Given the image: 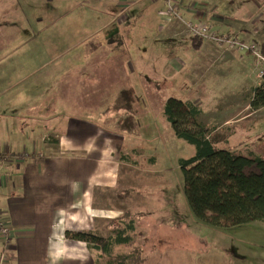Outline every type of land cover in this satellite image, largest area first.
<instances>
[{"label": "crops", "instance_id": "obj_1", "mask_svg": "<svg viewBox=\"0 0 264 264\" xmlns=\"http://www.w3.org/2000/svg\"><path fill=\"white\" fill-rule=\"evenodd\" d=\"M201 2L182 0L181 7L199 17ZM163 6V0H0V149L10 156L0 162V215L11 228L3 264H94L85 243L65 232L107 236L112 219L128 210L165 219L162 228H199L183 187L169 180L161 146L146 149L140 135L113 129L116 112L105 111L121 77L117 63L102 64L99 56L115 39L98 38L93 47L86 40L127 34L147 17L157 28L151 50H166L180 38L173 23L162 25ZM259 33L264 37V29ZM216 49L240 58L246 73L249 54ZM176 60L166 63L178 66ZM183 254L168 253L159 264H180ZM208 261L219 258L211 253Z\"/></svg>", "mask_w": 264, "mask_h": 264}, {"label": "rangeland", "instance_id": "obj_2", "mask_svg": "<svg viewBox=\"0 0 264 264\" xmlns=\"http://www.w3.org/2000/svg\"><path fill=\"white\" fill-rule=\"evenodd\" d=\"M196 7L201 14L199 17L186 13L195 21L207 23L220 33L231 31L244 40L259 42V45L264 40L259 35L260 31L263 33L264 0H202ZM135 24V28L127 34L120 32V35L106 37L104 33H98L86 39L90 47L95 45L93 42L98 38L107 39L106 43L112 37L115 39L109 44L112 48L101 52L99 59L103 60L102 64H118L121 83L117 93L122 86L132 93L131 113L117 110L113 129L132 137L140 135L146 149L159 150L161 146L169 180L177 187L180 184L184 186L178 157L191 156L194 147L173 134L163 113L164 102L169 97L196 102L202 109L198 121L209 127V138L218 146L233 147L241 154L252 151L264 157V107L254 110L249 105L253 87L261 79L255 73V69L261 67V62L258 63L254 55L247 53L249 56H244L249 59L244 64L245 73L240 58L232 52L216 49L217 46H224L212 40L194 38L181 20H172L170 23L177 34L175 38L180 40L177 43L169 40L166 50L157 47L151 50L154 49L152 38L157 30L156 25L153 24L151 28L147 17ZM256 29H260L257 31L259 34ZM198 41L202 44L195 46ZM227 57H230L231 62L224 64ZM173 58L177 59L178 66L166 63ZM126 62H130L129 67ZM146 62L148 66L143 65ZM180 68L181 71H177ZM129 72H132L131 75ZM248 76L249 83L246 82L244 92L239 96L237 89ZM238 105L241 108L236 107ZM96 120L103 122V117ZM122 124H126V127L130 125L129 131L122 128ZM3 154L0 149V155L5 156ZM183 199L190 212L184 192ZM162 222L165 219L156 215L138 219L141 224L138 233L141 234L137 237V244L149 262L159 264L161 256L167 261L168 253L182 252L180 264H210L208 258L211 253L219 258L215 264H264V220L219 228L193 221L199 228L188 223L177 231L169 227L170 231L166 227L162 228ZM3 239H0V257L6 253L5 246L11 244V237L8 243H4ZM0 264L3 262L0 261Z\"/></svg>", "mask_w": 264, "mask_h": 264}, {"label": "trees", "instance_id": "obj_3", "mask_svg": "<svg viewBox=\"0 0 264 264\" xmlns=\"http://www.w3.org/2000/svg\"><path fill=\"white\" fill-rule=\"evenodd\" d=\"M199 41L195 46H199ZM260 48L264 56V41ZM132 104V93L122 86L105 111L124 109L131 113ZM249 105L254 110L264 107V75L253 87ZM163 113L173 134L194 147L191 156L178 159L183 192L192 215L217 228L264 220V157L218 146L209 138V127L198 121L201 107L190 99L167 98ZM129 126L122 124L128 131ZM147 216L143 210H128L112 219V232L107 236L94 231H66L65 236L85 243L94 264H157L149 262L137 244L141 234L138 219Z\"/></svg>", "mask_w": 264, "mask_h": 264}, {"label": "built area", "instance_id": "obj_4", "mask_svg": "<svg viewBox=\"0 0 264 264\" xmlns=\"http://www.w3.org/2000/svg\"><path fill=\"white\" fill-rule=\"evenodd\" d=\"M181 1L182 0H163V9L159 11V15L163 24L171 23L172 20H181L183 21V24L187 28L189 34L194 38L199 37L202 39L212 40L216 44L224 46V48L227 50H235L241 53H250L254 55L258 63L261 62V67L257 69L256 75L259 78L264 75V56L261 54L259 42L244 40L231 31L220 33L217 30L212 29V27H210V25L207 23H200L198 21H195V19L187 16L185 12H183ZM5 160H7L6 156L0 155V161ZM10 233V226L0 215V237H3L5 239H3L4 243L9 242Z\"/></svg>", "mask_w": 264, "mask_h": 264}]
</instances>
